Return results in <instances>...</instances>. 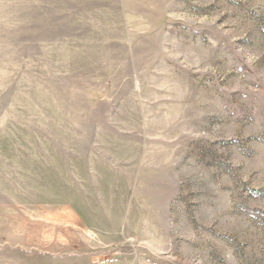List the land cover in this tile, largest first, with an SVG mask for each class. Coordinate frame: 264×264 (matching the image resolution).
Returning a JSON list of instances; mask_svg holds the SVG:
<instances>
[{"label":"rangeland","instance_id":"1","mask_svg":"<svg viewBox=\"0 0 264 264\" xmlns=\"http://www.w3.org/2000/svg\"><path fill=\"white\" fill-rule=\"evenodd\" d=\"M0 264H264V0H0Z\"/></svg>","mask_w":264,"mask_h":264}]
</instances>
